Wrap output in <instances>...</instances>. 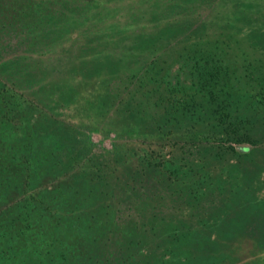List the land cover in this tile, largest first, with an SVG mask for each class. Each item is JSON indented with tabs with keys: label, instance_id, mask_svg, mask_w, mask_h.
I'll return each mask as SVG.
<instances>
[{
	"label": "rangeland",
	"instance_id": "obj_1",
	"mask_svg": "<svg viewBox=\"0 0 264 264\" xmlns=\"http://www.w3.org/2000/svg\"><path fill=\"white\" fill-rule=\"evenodd\" d=\"M64 1L68 5L60 8L67 20L59 24L53 43L29 50L14 37L0 41V61L23 55L35 66L24 74L30 80L5 84L13 95L0 106V158L6 146L21 150L35 140L42 146L45 133L65 135L73 126L83 147L75 151L82 152L81 159L64 167L76 161L64 156L71 157L73 148L62 150L53 165L26 164L30 156L16 154L21 168H29L23 176L15 170L17 187L0 195H5L0 215L59 187L72 194L67 201L72 215L90 221L100 216L103 223L101 235L76 237L68 226L60 232L66 234L59 233V246L76 249L75 241L85 240L86 249L94 247L89 264H96V253L107 247V211L120 221L163 219L153 234L136 231V243L120 250L128 264H264V99L257 101L264 86V4L238 21L231 13L244 9L234 0ZM228 17L235 21L227 22ZM208 56L229 71V88L214 96L196 81L195 66ZM38 84L47 86L46 99L30 97L35 94L29 86ZM167 93L181 104H166ZM47 108L58 124L48 121ZM220 109L233 124L228 134L215 126ZM137 114L145 115L142 124L173 132L197 129L221 141L185 148L158 137L153 142L159 144H141L107 130L109 123ZM114 142L121 143L120 150L108 158ZM239 145L248 151L234 154L230 147ZM172 162L194 181L192 186H201L200 194L177 192L180 187L166 171ZM27 174L28 184H21ZM101 210L105 214H97ZM172 224H178L177 233L188 227L193 236L177 250L167 247ZM111 262L119 264V255Z\"/></svg>",
	"mask_w": 264,
	"mask_h": 264
},
{
	"label": "trees",
	"instance_id": "obj_2",
	"mask_svg": "<svg viewBox=\"0 0 264 264\" xmlns=\"http://www.w3.org/2000/svg\"><path fill=\"white\" fill-rule=\"evenodd\" d=\"M233 4L234 6L236 5L237 9H244L238 12L232 11L231 13V16L239 21L247 17L248 11H254L258 6L264 4V0H234ZM67 5L64 0H0V41L4 38L11 39L14 37L21 43H25L29 50L30 48L45 47L53 43L57 38L59 24L67 20L63 18L66 13L60 7L64 6L66 8ZM262 14H264V10H262ZM234 19L228 17L226 21H235ZM33 67L35 68L34 63L27 60L23 55L0 61V106H2L1 102H6V95H13L10 94L5 84L15 87L16 81L27 77L24 76L25 73L30 74L31 71H35ZM195 70L196 81L202 88H206L208 95L214 96V94L222 92L218 90H222L225 86L229 88V71L226 65L221 63L216 57L208 56L202 59V62L197 63L195 66ZM28 76L29 79L27 77L26 81L31 79L30 75ZM44 86L39 84L30 85L31 94H35V96L30 97L36 100L41 95L43 99H46L50 93H47L48 88ZM4 88H6V92L3 95L1 92L5 90ZM260 95L257 101L262 102L264 99V86L261 89ZM55 96H58L57 93ZM162 98L168 105L181 104V99L172 93H167ZM47 110L49 112L48 116H46L48 121H55L58 124V117L51 114L50 108H47ZM57 116L62 117V115ZM144 117V114H137L135 119L121 120L115 125L109 123L107 130L116 134L119 140H122L124 136L132 137L135 142L141 144H159V141L153 142V140H159L158 137H163L164 141L167 140L166 142H170L169 144L172 146L178 145L185 148H200L205 147V145L209 146L208 144L212 141L217 144L221 141V136H210L209 132L197 129L183 132L161 130L152 124H142L141 121ZM216 118L215 126H222L221 128L225 129L224 131L227 134L229 133V128L233 131V124L230 123V116L226 111L220 109L217 112ZM67 127L69 131H66L65 135L45 133L44 144L42 143V146L38 144L37 140L31 145H26L21 150L15 147H11V149L9 146H6L4 151L7 153L3 154L2 158H0V195L6 190L8 191L17 187L14 186L17 180L13 176L15 170L18 172V175L23 176L22 172L29 168V166L21 168L20 161L15 160L17 155L24 157L23 153L27 157L30 156V159L25 160L24 163L26 164L27 161H34V163L39 162L41 165L47 163L53 165L60 154L63 153L62 150L73 148L74 154L71 157V153L69 155L64 154V156H67L69 161L76 158V161L74 163L71 161L70 164H66L64 167L71 168V165L76 164L81 159L82 152H75L83 149L78 144L80 140L75 139L74 136L76 134L75 130L78 129L73 126ZM126 129L128 131L134 130L139 136L128 133V131H125ZM138 129L140 132H137ZM120 146V142H114L110 151H107L108 158H113L119 152ZM36 148L41 153V158L36 157ZM230 148L234 154L242 155L248 151V147L243 145ZM171 164V169L167 167L166 171L169 173L170 182L175 181L174 184L180 187V189L176 187L177 192L182 195L186 193L193 196L200 194L201 186H198V188L192 186V182L194 181L186 179L187 176L183 175L184 170L177 169L176 163L172 162ZM28 174L24 176V179L22 178L23 183L20 181L21 184H28L26 182ZM73 193L75 197L78 196L76 190ZM71 197L72 194H69V191H66V189L54 187L47 189L45 192L41 191L36 197H31L30 200L24 199L20 204L12 207L5 214L0 215V264H21V262L23 264H89L95 250L93 251L94 247L86 249L85 240L75 241L77 243L76 249L68 245L64 247L65 244L59 246V233L65 226H68L71 234H75L76 237L88 232H97L98 235L104 234V227L100 221V216L92 217L90 221L88 218L83 220L81 217L72 215V207L67 203ZM3 198H5V195L0 197L1 200ZM103 213L101 210L97 214ZM160 221H163V219H148L145 222H140L134 219V217L120 221L112 211H107V250L103 248L99 253L96 251V260L97 258L103 259L105 264H112L111 260L118 258L119 255V264L130 263L125 254H122L120 250L126 244H129V242L136 243V231L145 228L148 233L153 234L157 228L162 227V224L159 223ZM177 226L178 224H172V227L168 229L170 230L171 243L167 246L176 250V246H179V248L185 246L184 241L188 243L193 240L192 233L189 232L188 227H186L187 230L181 228L182 231L185 230V233H180V231L177 233ZM62 234L66 233H60V235ZM78 246L82 247V249H79ZM111 250L113 251L110 252ZM105 254L107 257H105ZM151 257L153 259V253ZM100 260L96 261V264Z\"/></svg>",
	"mask_w": 264,
	"mask_h": 264
}]
</instances>
